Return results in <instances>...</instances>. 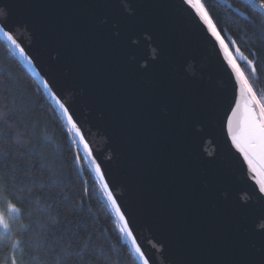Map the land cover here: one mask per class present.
Wrapping results in <instances>:
<instances>
[{"label": "snow or ice", "instance_id": "1", "mask_svg": "<svg viewBox=\"0 0 264 264\" xmlns=\"http://www.w3.org/2000/svg\"><path fill=\"white\" fill-rule=\"evenodd\" d=\"M247 2L264 12V0ZM2 4L4 7H0V36L23 55L24 48L18 43L14 35L15 29L10 22L11 5L5 3V0ZM183 4L195 10L211 37L219 43L231 69L230 79L234 77L231 97L228 99L229 107H224L218 123H213V116L220 106V97L214 101L209 112L202 99V90L196 95L186 94L163 70V22L159 17L142 16V10L149 6L144 0H78L77 3L69 5L81 10L73 25L77 50L82 48L92 56L94 76L110 79L118 87L127 89L134 95L138 110L151 117V127L167 130L175 145L176 159H183V155L188 157L180 166L178 174L180 192L195 209L204 213L209 210L212 212L209 219L219 236L215 247V257L218 258L213 264H264V92L257 94L249 76L225 43L202 0H183ZM235 51L255 75L257 69L253 60L248 59L238 47ZM52 52L55 55L49 52V59L56 66L63 68L67 61L77 65L76 58L69 56L64 43L54 42ZM251 55L255 56V52ZM142 80H148L151 86H139L138 82ZM42 83L51 91L48 81ZM72 85L73 81L69 79L61 87ZM51 87H56V84ZM51 94L66 117L69 134L77 144L75 158L80 159L79 147L82 145L84 157L101 176L102 191L116 209L119 220L124 222L121 231L125 233L126 239H131L137 259L143 264H149V257L141 251L136 238L127 227L112 191L103 181L100 165L96 163L81 127L77 125L69 113V107L65 106L60 97L55 93ZM162 105L176 114L173 119L164 120L158 117ZM206 136L212 138L211 143L217 149L220 148L219 138L223 137L229 152L234 147L239 153L237 160L240 161L242 157V180L239 184L232 182V172L218 162L219 152L215 155L209 152L205 156L200 151ZM188 149L192 151L188 152ZM244 165H247L250 176L245 174ZM201 168L204 169L203 172ZM5 176V173L0 172V247L6 249L10 244L11 251L3 257L0 264H25L27 244L24 231L27 225L22 219L30 218L31 212L25 215L22 197L10 188ZM48 179L51 181L54 177L49 176ZM241 192H251V195L241 197ZM41 211H48V208ZM93 235L90 232L85 237L82 251L87 252L91 246V258L97 264H104V252L95 248L90 239ZM160 243L164 248L168 245L165 240ZM22 244L25 248L21 247ZM17 252L20 253L19 256ZM64 253L66 258H72L74 253L71 251V243ZM79 264L90 262L82 260Z\"/></svg>", "mask_w": 264, "mask_h": 264}, {"label": "water", "instance_id": "2", "mask_svg": "<svg viewBox=\"0 0 264 264\" xmlns=\"http://www.w3.org/2000/svg\"><path fill=\"white\" fill-rule=\"evenodd\" d=\"M2 2L0 0V7H4ZM77 2L5 0L11 5L10 22L18 43L24 48L23 56L38 78L48 81L49 92L55 93L69 107V113L81 127L100 165L103 181L112 191L141 251L149 257V264H213L218 258L215 247L219 236L209 219L212 212L195 209L180 192L178 174L188 157L182 154L183 159L175 158V145L167 130L150 126L151 117L138 110L131 92L110 79L93 75L92 56L82 48L77 50L73 25L81 10L69 6ZM144 2L149 6L142 10V16L159 17L163 22V70L186 94L196 95L202 90L209 112L220 97V106L213 116V123H218L224 107H229L234 83L219 43L211 37L195 10L183 4V0ZM226 37L237 62L245 63L235 51L238 47L236 42L232 43L235 40L229 35ZM57 41L67 46L69 56L76 58L77 65L67 61L61 68L49 59V52L55 55L52 45ZM16 51L20 53L19 49ZM69 79L73 85L61 87ZM54 83L56 87H51ZM138 84L151 86L148 80ZM175 115L163 105L158 113L164 120L173 119ZM211 139L204 138L200 151L205 156L219 152L218 162L232 172V182L239 184L242 157L237 160L239 153L234 147L229 152L223 137L219 138V149ZM228 145H231L230 140ZM244 172L250 176L247 165ZM245 195L251 192L240 193L241 197ZM161 240L167 242L165 248Z\"/></svg>", "mask_w": 264, "mask_h": 264}, {"label": "trees", "instance_id": "3", "mask_svg": "<svg viewBox=\"0 0 264 264\" xmlns=\"http://www.w3.org/2000/svg\"><path fill=\"white\" fill-rule=\"evenodd\" d=\"M202 2L225 41L226 36L232 37L253 60L255 75L246 63L239 64L260 95L264 92V12L247 0ZM77 150L67 119L49 90L26 57L0 36V172L22 197L25 215L31 212L30 218L22 219L27 225L25 264H79L82 260L97 264L91 258V246L82 251L90 232L95 248L104 252V264H143L131 239L121 231L124 225L102 191L94 165L84 157L83 146L79 160ZM49 176L54 179L49 181ZM44 208L48 211H41ZM70 243L74 255L68 259L64 250ZM10 251V244L0 247V261Z\"/></svg>", "mask_w": 264, "mask_h": 264}, {"label": "rangeland", "instance_id": "4", "mask_svg": "<svg viewBox=\"0 0 264 264\" xmlns=\"http://www.w3.org/2000/svg\"><path fill=\"white\" fill-rule=\"evenodd\" d=\"M224 38V37H223ZM225 40V39H224ZM225 43H227L226 41H225ZM228 44V43H227ZM229 45V44H228ZM229 49L232 51V49L229 47ZM233 53V52H232Z\"/></svg>", "mask_w": 264, "mask_h": 264}]
</instances>
